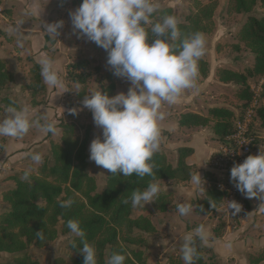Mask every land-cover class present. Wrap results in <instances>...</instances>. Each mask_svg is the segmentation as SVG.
<instances>
[{
    "label": "trees",
    "instance_id": "1",
    "mask_svg": "<svg viewBox=\"0 0 264 264\" xmlns=\"http://www.w3.org/2000/svg\"><path fill=\"white\" fill-rule=\"evenodd\" d=\"M64 1L59 0V5L65 6ZM81 2L82 0H71L70 3L78 7ZM257 4L264 8V0H227V12L229 14L250 13ZM217 5L218 0L203 2L195 0L194 10L183 21H180L179 16L170 8L153 13L150 17L151 23L145 25L149 32V43L153 39L151 24L160 22L166 15L177 18L182 37L196 31L202 34L210 33L214 28L213 15ZM237 36L238 40L253 53L252 66L245 73L221 67L217 69L215 75L222 83L232 82L238 86L235 94L243 101V110L251 97L248 79L264 77V16L249 15ZM94 46L97 45L94 43ZM27 61L30 66L21 89L27 91V105L33 108L46 103V89L40 75V66L31 57H28ZM198 66L199 74L203 78L207 77V62L200 58ZM95 71H98V67ZM65 72L66 79L80 87L77 95L78 100L82 102L83 96L86 95V83L92 76L90 60L79 58L69 62L65 66ZM114 77L111 70L107 76L108 82L100 81L99 91L114 96ZM13 80V72L8 69L6 62L0 59V93L2 92L0 104L4 107L9 105L20 107L17 100L11 98L6 91ZM236 116L228 107L213 106L207 108L206 115L194 112L181 113L178 116V125L184 128L208 127L220 140L232 131ZM259 117L264 123V106H260L257 110L255 122L251 126L253 130ZM84 121L85 119L77 117V120L59 122V140L49 142L50 158L43 159L35 173L31 172L29 181L22 179L26 170L5 178L13 181L14 186L0 192L1 201L6 204V208L0 211V253L13 256L7 263L0 264H38L27 252L29 246L33 244L42 247L55 240L59 233H69L67 221L70 219L80 222L87 241L95 246L97 264H105L106 255L109 258L113 252L126 254L125 264H150L146 262L142 246L145 241L144 234L155 232V226L149 215L135 211L136 207L131 204L132 192L145 189L149 182L189 181L195 170L185 163V158L191 154L192 150L186 147L177 149L173 161L168 158L167 152L158 150L151 160L154 165V181L149 176L140 178L134 174L124 177L123 174H111L106 170L104 187L101 191H97L96 179L87 171L89 161L87 143L90 138L91 124ZM205 177L209 183L202 192L203 197L197 201L195 211L209 214L221 207L225 195L218 190L216 179L210 172H206ZM69 198L74 200L73 205L67 209L60 207L59 202ZM125 200L128 203H124ZM153 205L152 212L166 213L177 209L172 191L159 192L154 198ZM225 227L226 222L222 215H219L212 228L213 237L221 238ZM40 230L44 233L42 240L36 236V232ZM73 241L76 243L75 248ZM80 247H82L80 239L74 237L70 248L75 257L70 262L63 258H56L54 264H83L84 257L79 252ZM196 247L197 258L194 264L218 263L217 260L213 261L211 256L206 255L211 252V249L204 246L198 239ZM246 258L248 264H264V250L249 252ZM168 264H185V262L177 257H171Z\"/></svg>",
    "mask_w": 264,
    "mask_h": 264
},
{
    "label": "clouds",
    "instance_id": "2",
    "mask_svg": "<svg viewBox=\"0 0 264 264\" xmlns=\"http://www.w3.org/2000/svg\"><path fill=\"white\" fill-rule=\"evenodd\" d=\"M158 7L153 0H82L78 7L69 11L77 38L94 42L104 49L113 75L125 78L131 85L126 93L119 92L114 96L101 91L83 96V107L91 112L94 125L101 129V135L94 137L89 144V160L111 174L149 176L153 181L155 173L151 160L160 145L158 122L164 119V113L160 111L162 103L173 104L184 90L196 87L198 61L205 54L206 46L205 37L199 31L182 37L179 22L173 15L163 16L160 22L151 24L153 39L149 43L145 25L150 23V17ZM34 11L40 18L42 11L38 6ZM64 26L62 19L53 23L42 22L45 35L53 41H57ZM38 63L46 85L53 88L63 86L50 58L43 56ZM70 111L76 114L75 109ZM30 116L28 105L7 106L0 116V137L20 138L33 124L45 134L56 133L54 122L41 124L32 121ZM31 159L37 164L42 163L39 153L32 154ZM31 171L26 170L22 179L29 181ZM190 180L197 189L204 188L205 181L198 171ZM230 181L246 198L264 199V153L259 151L256 155H248L242 163H234L230 169ZM160 190L159 183L149 182L145 189L133 191L132 206L144 207L154 202ZM73 203L74 200L69 198L60 201L59 205L67 209ZM241 207L235 200L228 201L227 210H233L232 215L239 213ZM191 211V203L177 204L180 216ZM67 228L80 239L83 264H97L96 248L87 241L80 222L70 219ZM36 236L44 239L41 230ZM197 239L208 242L209 234L203 224L194 229V235L189 233L183 237L181 253L185 264H194L197 258ZM73 247H76L75 241ZM226 247L230 248L231 244ZM125 260L126 254L113 252L107 264H125Z\"/></svg>",
    "mask_w": 264,
    "mask_h": 264
},
{
    "label": "rangeland",
    "instance_id": "3",
    "mask_svg": "<svg viewBox=\"0 0 264 264\" xmlns=\"http://www.w3.org/2000/svg\"><path fill=\"white\" fill-rule=\"evenodd\" d=\"M32 1V0H30ZM49 1V0H48ZM54 2L55 8L50 13V18L53 22L58 20H64L65 26L60 30L61 34L58 36V39L64 43L68 42L69 46H73L76 48L75 51L70 56L71 62L79 59V58H86L90 60V71H92V76L90 77L89 81L86 83V95L93 92L100 90V81L104 80V83H107V76L110 74L111 68L107 65V52L102 49L101 47L94 46V42L86 41L84 38H77V34L73 32L70 18H69V11L74 10V7L70 2L71 0H65V6L59 5V0H51ZM205 1V0H199ZM154 3L158 4V9L154 13L160 12L162 9L170 8L172 9L178 16L179 20L183 21L184 18L194 10V2L195 0H153ZM1 7L3 11L0 13V59L4 60L7 64L8 69H10L14 74V80L10 85V88L6 91L10 94V97L17 100L19 106L27 105L28 100V93L27 91H23L21 89L23 83H25L28 68L30 63H28L27 58L30 57L26 53V47L24 46V42H20L22 38H20V28H28L32 25V28H36V22L32 19L28 20V16L13 13L14 18L11 15L10 4L6 0H0ZM17 9V8H16ZM6 11H9L8 13ZM36 16H39L36 13ZM255 16V17H262L264 16V8L261 7L259 4L255 5L250 13H235L229 14L227 12V0H218V5L215 9L213 15L214 21V28L210 33L203 34L206 41L205 46V54L201 57L202 60L206 61L208 64V76L202 77L200 74L197 78L196 87L193 89H186L180 95L181 97H187L193 92L195 89L199 87V84L202 82H206L205 88L201 92V95L194 97L191 101L192 104L180 105L179 103L175 102L172 104L173 113H180V112H197L206 115L207 108L210 106L224 104L225 107H228L234 111V115H239L242 110V100L237 98L235 92L238 90V86L234 83H222L216 77V71L218 68H229L241 73H245L253 64L254 55L253 53L246 48L239 40H238V32L246 20L248 16ZM12 17V23H10V27H6V24H9L5 21V18ZM18 22L19 26L16 24ZM31 23V24H30ZM151 23V20H150ZM149 23V24H150ZM147 24V25H149ZM8 28V29H7ZM236 46H239L236 48ZM74 48V49H75ZM98 67V71H95V68ZM64 78V95H61L62 92H59L57 87L55 94L53 97H49L48 93H46V103L37 107H48L47 111H50V117L46 116L47 120L54 122L55 127L57 129L55 134L43 133V137L40 142L34 143L36 148L32 153H39L42 155V160L45 158H50L49 152V142L50 141H58L60 137V128L58 126L59 122L62 121H69V120H77V117L81 119H85L84 122H88L91 124V131H90V138L87 143V153L89 155V144L91 140L95 137V135H101V129L96 128L93 123L92 114L87 109L84 108L82 102L78 100L77 93L79 92V86L76 83L68 81L66 79V72L63 75ZM264 77H252L249 78L247 84H256ZM106 79V80H105ZM115 84V94L119 92H127L128 88L131 86L130 82L127 81L125 78H120L115 76L113 78ZM218 81L220 83H218ZM46 89V88H45ZM192 90V91H191ZM191 91V92H190ZM2 95V92L0 93ZM50 103V106L48 105ZM30 107V106H29ZM6 107L0 104V116L4 114V110ZM32 108V107H31ZM36 108V107H33ZM62 110L60 111V109ZM75 109L76 114H72L70 110ZM170 109V104L165 103L162 104L160 111L164 113V118L166 117V113ZM240 112V113H239ZM239 113V114H238ZM49 117V118H48ZM76 118V119H75ZM32 121H39L41 124L45 123L46 119H42L41 114L34 115L31 118ZM159 128H169L171 121H159ZM165 125V127H164ZM255 135H256V142L255 146L253 147L252 155H256L261 151L264 153V123H262L261 117L256 120V124L254 127ZM32 131L37 133L40 131L39 128L33 124L30 127L27 135L28 138H31ZM204 133H206L205 143L210 145L212 148L216 147V141L212 137V132L210 129H205ZM167 132H160V135L164 138ZM177 142L179 139H183V137L179 136V133L175 132ZM45 135V136H44ZM49 135V136H48ZM178 136V137H177ZM167 139L173 140V136L171 134L166 135ZM8 137H0V153L3 149V146L6 142ZM173 142V141H172ZM42 143L41 146H39ZM202 149L204 147L202 146ZM167 152L168 149L162 148V144L160 142L159 149ZM168 158L173 161L174 153H169ZM30 155V157H31ZM5 162V161H4ZM2 164V163H1ZM5 164V163H4ZM40 164V163H39ZM39 164L35 163L33 160L31 161V165L27 167L31 169L32 173H35ZM8 166L2 167L8 169ZM87 171L92 174L96 179V187L97 191H101L104 187L105 178H106V169L102 168L101 166H97L93 161H88ZM160 188H164L167 185V182L161 181L158 182ZM252 200V198H251ZM154 202L146 204L144 207H136V212H142L143 214L149 215L153 225L159 227V234L162 235L164 239L168 237L169 232L165 231L164 227L160 225V217L155 216L154 212H152L154 207ZM250 202L248 203V207H250ZM152 212V213H151ZM191 212L187 215L188 218L198 219L200 215H197ZM222 215L223 220L226 222V227L234 228L236 226V222L240 218H236L234 215L230 213V211H226L225 208H218L215 212L211 213L210 218L215 219ZM244 217L241 218L243 220ZM248 220V219H247ZM261 226L264 227V218L263 221L260 220L258 216L255 217V224L254 226ZM248 234L251 236H255L253 230H249ZM75 236L69 233H59L55 240L47 243L42 247H37L35 245H30L27 252L30 254L32 259L36 260L38 264H54L56 258H63L65 261L70 262L74 257L75 254L70 248V243ZM145 241L142 246V250L144 253V257L147 263L154 264H168L169 259L171 257H177L181 261L182 253L181 247L176 249L173 253H178V255L174 256L169 250H166L165 254L161 256L162 253H158L159 250L167 249V243L164 242L160 246L154 245V232L152 233H145L144 234ZM170 238V237H169ZM167 238L166 240H168ZM169 241V240H168ZM182 246V241L179 242ZM164 253V252H163ZM208 257L211 256L212 260L216 261L215 256L212 252L206 254ZM13 255L7 253H0V263H7L10 261ZM108 256L105 257V264H107ZM217 264H221L219 261ZM239 264V263H238Z\"/></svg>",
    "mask_w": 264,
    "mask_h": 264
},
{
    "label": "crops",
    "instance_id": "4",
    "mask_svg": "<svg viewBox=\"0 0 264 264\" xmlns=\"http://www.w3.org/2000/svg\"><path fill=\"white\" fill-rule=\"evenodd\" d=\"M10 4L11 9V15L14 18V12L16 14L20 15H26L28 16V20L33 18V21L36 22L37 27L32 28V25L28 28H20V42H24V46L26 47V53L28 56L32 58V60L38 63V60L43 57L47 56L53 61V67L55 70L58 71L59 76L61 77V80L63 82L62 87H58L59 92H62L61 95H64V78L63 75H65V66L67 63L71 62L70 56L73 53V51L76 50L75 47L69 46L68 42L64 43L58 39L57 41L50 40L44 33L42 29V22L46 23H53L52 19L50 18V13L54 10L55 5L54 2L51 0H6ZM1 5V4H0ZM39 7L41 14L40 18L39 16H36V13L34 11V8ZM17 8V9H16ZM12 17L5 18V21L9 24H6V27H10V23L13 21L11 20ZM41 19V20H40ZM18 26V22L16 23ZM31 24V23H30ZM7 28V29H8ZM75 48V49H74ZM40 66V65H39ZM198 83V82H197ZM218 83H220L218 81ZM45 85L46 93H48L50 99L53 97V94L56 92V88L50 87L48 85ZM197 85V84H196ZM206 82H202L199 84V87L195 89L191 94L187 97H181L180 99H177V103L180 105H186L184 103L185 101L188 102L187 104H192V99L196 96L201 95V92L205 88ZM166 103V102H165ZM165 103H162L163 105ZM174 104V103H173ZM50 106V103L48 104ZM214 106H224V104H218ZM172 104H170V109L166 113V117L161 120L165 124V121H171L169 128H162L160 132H167V134H171L173 136V140L167 139L166 135H164V138L160 135V142L162 144V148L168 149L167 152L174 153L173 160L176 156V151L179 148H190L192 150L191 154L188 155L185 158V163L188 166H192L195 170V173L198 171L201 175V177L204 179L205 186L208 185L209 181L205 177L206 172L209 173L208 170V160L211 155V153L217 149L218 147V139L216 138L215 134L212 132V130L208 127L206 128H184L179 127L178 125V116L181 113H173ZM213 107V106H210ZM48 107L42 106V107H36L31 108L30 107V119L37 114H41L42 119L44 116V119L46 121L51 122L47 120L46 116L50 117V111H47ZM62 108L60 109V111ZM191 112V111H187ZM197 113V112H194ZM201 114V113H198ZM204 115V114H201ZM48 117V118H49ZM45 121V122H46ZM95 126V125H94ZM162 127V126H161ZM160 127V128H161ZM165 127V125H164ZM97 128V127H96ZM205 129H210L212 132V137L216 141V147H211L210 145L205 143L206 139V133H204ZM175 132L179 133V136L183 137V139H179L177 142L174 140L176 138ZM45 136V135H44ZM97 135H95L96 137ZM43 137L42 131H37L35 134L34 131L31 133V138H28V135L25 134L24 136L20 138H7L3 149L0 153V192L2 190L12 188L14 186L13 181L5 179L9 175H17L23 170H27L28 165H31V153L38 147L34 145L36 142H40V140ZM178 137V136H177ZM173 141V142H172ZM42 143L39 145L41 146ZM202 146L204 149H202ZM254 151V150H253ZM253 153V152H252ZM5 161V162H4ZM207 161V162H206ZM203 162H206L202 164ZM4 166H8V169H5L2 167V164ZM5 163V164H4ZM202 164V165H201ZM194 173V174H195ZM211 174V173H210ZM167 185L164 186L160 190L162 191H172L174 193V203H191L192 205V211L197 215H200V218L196 219H190L186 216H180L177 212V209L161 213V212H154L155 216H161L160 218V225L161 227H164L168 231V240L162 238L163 236L159 234L160 230L159 227L155 226V232H154V245L160 246L165 241L167 243V249H164L162 252V249L158 251V253H162L161 256H163L166 252V250H169L170 253H172L174 256L178 255L179 252L176 251V253H173L176 249H179L181 247V244H179L180 241L183 243V237L186 234L193 233L194 235V229L203 224L208 231L209 239L207 243H203L204 246L211 249V252L215 256L216 260L219 261L221 264H248L246 254L249 252H254L258 250H264V227L261 228V226H254L255 224V217L258 216L261 221H263L264 218V199H259L256 197H253L252 200L250 199V207L248 210V213L244 216V219L241 220V218L236 222V226L234 228L231 227H225L224 234L221 238H214L212 235V228L215 225L216 221L215 219L210 218L211 213L204 214V213H197L195 211V205L198 200H200L203 197V190L204 188L201 186V188L197 189L192 183L191 180L187 182H175V181H166ZM161 182V181H158ZM157 182V183H158ZM6 208V204L1 201L0 197V211ZM190 212V213H191ZM193 213V215H194ZM248 219V220H247ZM249 230H253L255 233V236H251L248 234ZM230 243L231 247H226V244Z\"/></svg>",
    "mask_w": 264,
    "mask_h": 264
},
{
    "label": "built area",
    "instance_id": "5",
    "mask_svg": "<svg viewBox=\"0 0 264 264\" xmlns=\"http://www.w3.org/2000/svg\"><path fill=\"white\" fill-rule=\"evenodd\" d=\"M2 11L0 5V13ZM263 86L264 78L256 84L249 85L251 93L249 103L236 116L232 131L218 141L217 149L211 153L208 160V170L216 179L218 190L225 195L221 208L228 211L227 204L231 200L242 206L241 211L234 215L236 218H242L248 213L250 199L234 187V183L230 181V169L234 163H242L248 155H252L256 135L251 126L255 122L257 110L260 106H264ZM229 211L231 213L233 210Z\"/></svg>",
    "mask_w": 264,
    "mask_h": 264
}]
</instances>
